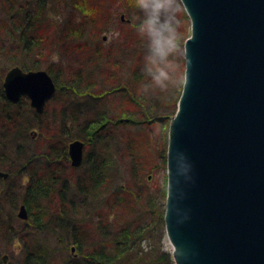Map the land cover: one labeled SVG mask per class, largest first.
<instances>
[{"label": "trees", "instance_id": "obj_1", "mask_svg": "<svg viewBox=\"0 0 264 264\" xmlns=\"http://www.w3.org/2000/svg\"><path fill=\"white\" fill-rule=\"evenodd\" d=\"M0 2V171L7 173L6 178L0 177V204L1 201L9 203L11 217L21 204L25 205L28 218L24 223L33 231L32 236L26 231L18 233L9 220L6 222L1 218L0 226L4 227L0 229V256L2 245H12L16 239L23 245V259L19 264H53L52 260L56 262L57 258L55 250L54 253L49 252L47 239H44L46 236L57 243L56 250L63 248L69 251L58 264H173L171 255L161 245L166 178L157 181L158 192L152 195L144 183L143 167L138 166L137 170L136 166V171L132 165L130 167L132 157L141 161V155L146 154L145 138L122 132L125 142L122 148L104 151L109 159L101 158L105 155L97 150V144L101 135L112 133L123 122L133 118L138 119V124L146 132L153 126L159 132L163 123L168 125L176 110L183 81L182 47L173 80L168 87L160 88L145 71L148 42L138 30L142 17L139 0H116L125 16L119 30L122 42L118 41L116 48L102 42L100 33L107 29L102 28L107 17L96 0H70L71 9L77 10L74 16L78 21L59 31L58 37L51 36L50 32L54 30L47 18L51 0ZM29 6L34 7L33 17L26 14ZM54 13L59 15L57 11ZM180 16L187 25L188 18L182 6ZM25 39L32 42L41 40L47 47L41 50L36 46L30 47L25 44ZM183 41L184 38L180 44ZM115 51L120 52V58ZM56 52L60 55L59 61L51 63L50 59ZM52 65L56 68L53 69ZM13 66L25 70L45 69L54 80L56 96L42 114H36L25 97L15 105L6 100L1 84L5 72ZM125 72L131 86L126 85L129 88L122 93L125 98L113 106L116 99L113 100L112 95L120 91L112 84L121 80L118 75ZM61 78L69 82L60 83ZM61 86L66 87L63 96L60 95ZM104 99L111 100V108L107 111L102 107L104 117L102 121H95V106L103 103ZM52 107L56 110L52 120L59 118L56 135L49 132L51 124H45ZM22 108L26 112L23 113ZM73 126L80 131L75 133ZM30 129H36V132L28 134ZM34 133L38 141L29 147L25 142L30 141ZM73 139L84 142L83 164L98 151L99 162L91 160V169H95L83 173L87 179L85 175V179L80 178L69 164L67 145ZM146 141L151 145L150 138L147 137ZM160 153L159 149L157 155ZM124 158L128 160L127 166H124ZM120 164L125 169L122 173L117 171L121 170ZM127 174L129 179L125 186L118 185L116 178L124 179ZM27 176L29 179L25 180ZM114 183L116 186L112 187ZM72 184L86 188L84 191L87 193L83 201L76 202V213L64 217V222L59 219L55 222L57 216L53 214L48 215L45 223L41 222V215L52 208L60 212L64 203L55 198L45 206L40 204L39 198L45 200L49 194H55L56 189L73 187ZM131 184L138 186V191H134ZM43 187L51 191L45 197L39 194ZM73 197L68 206H73ZM72 249L73 254L70 253ZM30 256H34L31 262ZM0 264H3L1 258Z\"/></svg>", "mask_w": 264, "mask_h": 264}, {"label": "water", "instance_id": "obj_2", "mask_svg": "<svg viewBox=\"0 0 264 264\" xmlns=\"http://www.w3.org/2000/svg\"><path fill=\"white\" fill-rule=\"evenodd\" d=\"M179 1L190 33L167 134L163 221L173 261L264 264V0ZM2 86L8 101L26 96L38 114L56 90L45 70L18 67ZM68 156L78 167L83 143L70 142ZM17 217L26 220L24 205Z\"/></svg>", "mask_w": 264, "mask_h": 264}, {"label": "rangeland", "instance_id": "obj_3", "mask_svg": "<svg viewBox=\"0 0 264 264\" xmlns=\"http://www.w3.org/2000/svg\"><path fill=\"white\" fill-rule=\"evenodd\" d=\"M7 1L10 2L11 0H7ZM96 1H98V4L102 6L101 12L107 17V19H106L107 22H106L105 26L102 27V28L105 27L107 29H105V32L100 33V37H102V42L105 44H112L114 46V48H116L118 45L117 44L118 41L122 42V37L119 36V30H120L121 24H123V22L125 21V16L121 13L122 6H120L121 4L118 6V4H116V0H96ZM30 5H32V3ZM0 6H2L1 2H0ZM33 8L34 7L31 8V6H29L26 14L29 13L30 16L33 17V15H32L34 13ZM47 10H50L47 13V15H48L47 18H49L48 20H50L51 26L53 27L51 29L54 30V32L53 31L50 32L51 36L58 37L59 31H61L63 28H66L68 25H72L78 21V18L76 16H74V14L76 15L77 10L71 9L70 0H51V4L47 7ZM55 11H57V13H59V15H55V13H54ZM120 14H122V15H120ZM96 22H98V18H97ZM179 30L181 32L180 33L181 34L180 41H182L183 38L185 39L188 35V24L186 25L182 19H181V24H180ZM29 41L31 42L30 47L36 46V47H38L39 50L47 47L45 45V42H43L41 40H38L36 42H32V40H29ZM50 44H52V43H50ZM130 44H131V42H130ZM181 47H182V43H181ZM115 52L118 53V56L120 58V52L119 51H115ZM59 56H58L57 52L53 53V57L50 59L51 63L52 62L53 63L58 62ZM115 56H117L116 53H115ZM16 57H17V55H16ZM181 57L183 58V49H182ZM9 68H11V67H9ZM52 68L54 69V68H56V66L52 65ZM124 75H125V78H124ZM118 76L121 80H119L117 83L112 84L116 87V90L120 91L119 93L112 95L113 100L116 99V101H113V106L119 105L120 101L125 98V95H122V93H124V91L129 88L126 85L131 86L130 81L127 79V73L126 72H125V74L121 73ZM59 80L61 81L60 83L69 82L66 78H61ZM65 94H66V87L61 86L60 95L63 96ZM108 98H110V96ZM60 100H62V99H60ZM110 101L111 100L104 99L103 103L96 104L95 107H97V109H96V115L97 116H95L93 118L95 121L96 120L102 121V118L104 117V115L102 114L101 109H102V107H104V109L109 111L111 108V104H112ZM49 110H50V108H49ZM48 113H49V115L47 116L46 124H48V123L51 124L50 128H49V132L52 135H56L57 125L59 123V118H55L54 120H52L54 113H56V110L54 107H52ZM160 114H162V113H157V115H160ZM79 117H81V116H79ZM171 117L172 116H170V119H171ZM122 119H124V117ZM137 120H138L137 118L127 120L126 123L123 122L118 129L112 130V133L109 134V132H108V133H104V135H101L100 136L101 141L99 142V144H97V147H98L97 150L104 153L105 156L101 155L102 159L105 157H106V159H109V157H107L108 154H105V152H107L110 149H112V151H113L115 149L122 148V145L125 143L124 138L122 136V132H126V133L129 132L131 135H133L137 138H140V139L145 138V143L148 146L147 151H145L146 154L141 155V157H142L141 161L139 159L136 161V157H135V160H134V157H132V159L130 160V167L132 165V167L134 168L135 171H136V166H137V170L139 169L138 166L143 167V170H141V171H142V174L146 178L144 180V183H147V187L149 188L151 194L153 195V194H156L158 192L157 186H159V182H157V181H159L160 178H166V147H167L168 125H169L170 120L168 121L167 126H166V123L162 124V126H164V129H162V126H161L159 132L156 129V126H153V128H148V132L144 131L143 129H145V128L142 127L141 124H138ZM72 129L75 133H78L80 131V130H77L76 126H73ZM34 131L36 132V129H32V130L30 129L28 131V134H30V133L32 134V132H34ZM157 132L159 134H157ZM35 134L36 133L31 135L30 141L26 140V142H25V144H27V142H28L29 147H33L35 145V141H38ZM143 134H144V136H143ZM145 134H147V135L145 136ZM147 137L150 138V141H151L150 144L151 145H149L147 143V141H146ZM45 139H47V136H45ZM95 140H97V139H95ZM98 140H99V138H98ZM161 147H163V148L161 149ZM89 148L92 149V146ZM159 149H160L161 153L157 155V151ZM83 150H84V145H83ZM97 150L95 152V155L91 156V160L94 159V162H99V160H100V159H97L99 157L96 155V153L98 152ZM83 154H84V151H83ZM115 156H116V154H114V157ZM83 158L84 157L82 156V160H83ZM124 159H125L124 166H127L128 160H127V158H124ZM91 160H89L87 163L80 164L78 167H73L74 169H76V172H77L76 174H79L80 178L83 179L84 175H85L86 179L88 178V176L86 174H83V173L87 172L88 168L91 166V162H92ZM119 169H121V170H117V171H120L121 173L125 171L124 167L121 164L119 165ZM26 179H29L28 176H27V178L25 177V180ZM128 179H129V177L127 174L124 176V179L121 177H117L116 181H117L118 185L123 187V185L128 181ZM72 185H74V184H72ZM115 186L116 185L114 183L112 185V187H115ZM73 188H77V187L74 185ZM131 188L134 191L135 190L138 191V186H136V185L134 186L133 184H131ZM68 200L70 201L71 198H69ZM73 201H74L72 204L73 209L70 210V214L67 216H70V215L72 216L73 212L76 213L75 207L77 206L76 202L79 201V197L74 196ZM8 204H9L8 202L2 203V201H1L0 219L4 218L6 222H7V220H9V222H11L14 225L13 229L16 230L18 233L26 231L27 233L30 232L29 236H32L33 231H31L29 226L24 223L25 220L21 219L22 220L21 221L16 217V214L18 213V208L16 209V211L13 214L14 217H11V211L9 209ZM163 205H164V203H163ZM65 208H66V206H65ZM65 208H64V206H62V210H60V212H59V209H54V208L48 210L47 214L41 215V218H40L41 222L45 223L47 221L48 215H50V214H53L55 217L57 216V218L64 217L67 213V209H65ZM39 221L37 220V222L40 224ZM3 227L4 226H0V229H2ZM46 233H47V236H49L48 232H46ZM42 234H44V233H42ZM42 234H40L41 239L43 238ZM45 238L47 239L46 242L48 245L47 248L49 247V252L54 253V250H55V255H57L56 251H58V253L60 254V257L56 256V258H57L56 262H54V260H52L53 264H58L60 262L59 259H63L65 256H67L69 254V251L68 250L65 251L63 248L62 249L58 248V250H56L55 249L56 244H55L54 240L50 239V238L48 239L46 236L44 237V239ZM167 243L168 242H167L166 235L164 232V236L161 240L162 249L164 251H167L168 254L171 255V253L169 252L170 245H169V243L168 244ZM2 246H3V249L1 250V252H2L1 256L2 255L6 256V260H5L4 264H19L22 261V259H23V245L21 243H19L18 241H16V239L13 240L12 245L4 244ZM56 247H58V246H56ZM45 248L46 247L44 245V249ZM70 253L73 254L74 250L72 249V251ZM171 258H172V256H171ZM172 262H173V260H172ZM173 264H174V262H173Z\"/></svg>", "mask_w": 264, "mask_h": 264}, {"label": "clouds", "instance_id": "obj_4", "mask_svg": "<svg viewBox=\"0 0 264 264\" xmlns=\"http://www.w3.org/2000/svg\"><path fill=\"white\" fill-rule=\"evenodd\" d=\"M142 17L139 32L147 38L145 71L152 82L168 87L174 78L180 54L181 5L179 0H139Z\"/></svg>", "mask_w": 264, "mask_h": 264}, {"label": "bare ground", "instance_id": "obj_5", "mask_svg": "<svg viewBox=\"0 0 264 264\" xmlns=\"http://www.w3.org/2000/svg\"><path fill=\"white\" fill-rule=\"evenodd\" d=\"M24 42H25V44L26 45H30V41H28V40H24ZM9 46V45H8ZM29 70H37V69H29ZM5 74H6V72H5ZM5 74H4V76H5ZM55 84V83H54ZM55 92H54V94H53V96L52 97H50L46 102H45V104H44V107H47L48 106V104L54 99V97L56 96V93H57V86H56V84H55ZM6 98V97H5ZM26 99H28L27 97H25ZM6 100L8 101V99L6 98ZM28 103H29V107L31 108V105H30V100L28 99ZM22 107H27V106H25V105H23ZM21 111L24 113V112H26V110L24 109V108H22L21 109ZM36 113V112H35ZM36 114H38V113H36ZM42 114V113H41ZM38 115H40V114H38ZM43 122V121H42ZM45 122H43V124H44ZM46 124V123H45ZM44 124V125H45ZM75 140H77V139H73V141H75ZM67 156H68V146H67ZM69 157V156H68ZM83 157H84V154H83ZM88 169H91V166L88 168ZM93 169H95V168H92L91 169V171L93 170ZM85 189H83V188H73V187H71V186H68L67 188H63V189H56L55 190V194H49V196L48 197H46V199L44 200L43 198H39V196H38V198L40 199V201H41V203L40 204H42V205H45V206H48V202L50 201V200H53V199H60L63 203H64V207L66 206V208L65 209H67V213H66V215L64 216V217H70V216H67V215H69L70 214V210H72L73 209V207L72 206H68L69 204H71V200L69 201L68 199L69 198H71L72 199V196H78L79 197V201H83L84 200V197H86V195H87V193H85V191H84ZM51 191L47 188V187H43L40 191H39V194H41L42 193V195L41 196H44V195H46L47 193H50ZM35 196V195H34ZM37 196H35V197H37ZM45 197V196H44ZM82 198V199H81ZM68 200V201H67ZM66 203V204H65ZM21 205H23V204H21ZM20 205V206H21ZM19 206V207H20ZM25 206V205H24ZM60 216V215H59ZM64 217H62V218H57V219H59L60 220V222L62 221V222H64L63 221V218ZM57 219H55V222H57ZM66 220V219H65ZM55 247L56 246H58L57 245V243L55 242ZM168 244V243H167ZM170 244V243H169ZM169 252L170 253H172V246L170 245V250H169ZM56 256H60V254L58 253V251H56ZM5 255H2V256H0V258H1V261H2V263L4 264V259H3V257H4ZM32 258H34V256H30L28 259H29V262H31V259ZM5 260H6V256H5Z\"/></svg>", "mask_w": 264, "mask_h": 264}]
</instances>
